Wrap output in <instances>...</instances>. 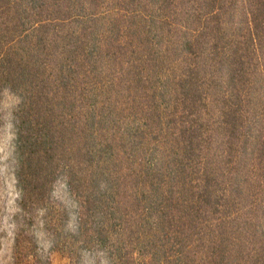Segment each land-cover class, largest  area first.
I'll return each mask as SVG.
<instances>
[{
  "label": "trees",
  "instance_id": "16d2710c",
  "mask_svg": "<svg viewBox=\"0 0 264 264\" xmlns=\"http://www.w3.org/2000/svg\"><path fill=\"white\" fill-rule=\"evenodd\" d=\"M0 90L71 264H264V0H0Z\"/></svg>",
  "mask_w": 264,
  "mask_h": 264
},
{
  "label": "rangeland",
  "instance_id": "374dc122",
  "mask_svg": "<svg viewBox=\"0 0 264 264\" xmlns=\"http://www.w3.org/2000/svg\"><path fill=\"white\" fill-rule=\"evenodd\" d=\"M16 103L17 97L14 94L0 90V264H40L36 262L27 244L14 249L15 231L19 224L26 228L23 238L28 237V230L33 229L38 244L37 253L48 254L50 264H71L64 253L50 248L51 241L43 228L40 214H37L32 224H29L32 222L29 213H25L24 217L16 216L20 198L14 177L16 160L12 110ZM53 195L67 203H74L61 178L54 185ZM79 264H91V260L86 256Z\"/></svg>",
  "mask_w": 264,
  "mask_h": 264
}]
</instances>
